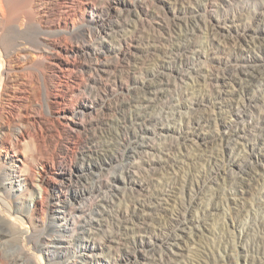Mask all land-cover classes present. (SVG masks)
<instances>
[{"label":"rangeland","instance_id":"obj_1","mask_svg":"<svg viewBox=\"0 0 264 264\" xmlns=\"http://www.w3.org/2000/svg\"><path fill=\"white\" fill-rule=\"evenodd\" d=\"M1 6L0 38L16 32L23 49L6 55L0 42L2 262L264 264V157L256 147L240 152L242 140L216 141L241 125L236 114L253 95H261L258 123L245 140H264V75L249 86L245 80L264 67L263 24L236 34L264 10V0ZM96 30L103 39L87 45L83 34ZM185 45L199 54L180 55ZM224 83L225 100L196 105L198 95ZM215 116L216 126H196ZM148 117L160 121L149 124ZM9 128L17 129L12 138ZM230 155L236 165L229 168ZM6 158L15 160V181L31 183L27 189L36 182L32 197L8 194ZM235 180L243 183L232 197ZM188 199L195 208L184 209ZM92 201L98 206L90 215L78 210ZM123 213L128 220L117 222ZM86 244L92 246L84 251Z\"/></svg>","mask_w":264,"mask_h":264},{"label":"bare ground","instance_id":"obj_2","mask_svg":"<svg viewBox=\"0 0 264 264\" xmlns=\"http://www.w3.org/2000/svg\"><path fill=\"white\" fill-rule=\"evenodd\" d=\"M6 1H9V3L19 4L21 0H6ZM26 4H29L30 6H32V3L29 2V1H27ZM207 5L208 4H206L205 6H207ZM0 10L2 11V13L3 12L5 13V11L3 10L2 6L0 7ZM256 24H263V28H264V10H262V9L260 11H258V12L253 14L252 19H251L250 23L247 26L246 25L245 26H241V27H238L236 29V34L239 36L238 38L245 37V33H248L250 31V25H256ZM12 31L13 30H11V32ZM6 33H7V31H6ZM15 34H16V32H15ZM15 34H14L13 38L8 36V34H4V35H7V36H5L3 39L0 38V42H3V45H4L3 52L6 55H8L12 50L18 51V53H23V49H20V46L22 44L20 42V40H19L20 37L18 38L17 36H15ZM10 35H11V33H10ZM103 36L104 35L101 32V30H96V32H94V33H89V32L86 31V33L83 34V38L85 39L84 42L87 45H91V44H94V43L98 42L99 40H102ZM25 41H26L25 43L30 45V39H26ZM189 51H193L194 55H196V54L198 55L199 54V52L195 48L190 46V45L181 46L178 49V53L180 55H185ZM3 75H4V73L2 71V66L0 65V82L2 81ZM181 75L182 74H180L179 76H181ZM263 75H264V67H262V70L260 72L256 73V74L255 73H248V76L245 78L247 86L252 85L253 83H255L256 80H259L260 77L263 76ZM183 78H185L184 74L182 75V80H184ZM227 85H228V83H224V84L221 85V87L222 88L223 87H227ZM222 88L220 90L209 89V90H207L208 92H206L205 94L198 95L196 97V98H198L197 101H196V105L197 106H201L202 104H208L209 102H211V100L213 101L214 99H217L220 102L225 100V97L222 99L223 91H224V88L223 89ZM244 88L245 87H243L242 89H244ZM2 92H3V90H1V83H0V111L3 110V98H2L3 93ZM260 96L261 95H253V96H250V97H245L242 100V104H241L242 107H243L242 112L240 111L239 113L236 114L237 117L239 118V122L241 123V125L235 126L233 131H230V129L227 128L225 132L219 133V136L216 135V138H217L216 141H218L221 144H223L225 141L229 142L233 138L239 139V140H242V143H241V145L236 144V147H237V149L240 152H242L243 149H245L243 146H251L252 147L251 148L252 151H253V148L256 147V148H258L259 153H257L256 150H255V152L258 155L264 157V154L261 153V151H262L261 147L262 146L260 145V144H262L264 142L263 139H261L259 137H256V136L252 137V140L254 141L253 146L249 145V143L245 140V138H247L249 136V133H250L249 131L257 126L258 121L255 119L254 114L256 112V109L260 106V103H261V99H260L261 97ZM162 98H165V97L164 96L162 97V95H161L160 99H162ZM175 98H176L175 93H171V95L169 96V101L172 102V101H174ZM212 104H215V103H212ZM218 109H221V107H218ZM229 110L231 111V113L232 112L236 113L237 108L234 107V105H232V107H230ZM88 114H90V113H88ZM244 115H246V116H244ZM73 116H76L75 118H77V116H79V115L78 114H73ZM84 116H85V114H83V117ZM81 117H82V115H81ZM148 118L150 120L149 124L155 125L156 122L158 123L160 121V120H157V118H153V117H148ZM216 123H217V117L216 116L215 117H210V118L209 117H201L196 122V124H197L196 126L200 127L201 125H205L208 129H210V128L216 126ZM17 129L9 128L8 131L11 134L8 133V135H10L11 138H12V136H14L16 134V130ZM18 130H20V129H18ZM4 132L5 131H4V123H3V126H0V134H3ZM6 139H7V136H6ZM214 160L216 162V159H214ZM14 161L15 160L12 159V158H6L5 161H4V163L8 164V166H6V168L4 167V171H5L4 175H5V178H7L6 180L10 182L11 190H12V191L8 192V194L9 195L11 194V196L13 198H15V200L18 199V195L19 194H23L24 195L26 193V195H27V193H28L29 194L28 197H32V195L34 194V191H33L34 188H36L37 191H38V185L36 184V182H34L33 185L31 186V188L27 189L28 186L31 183L28 184V183H23L24 181L22 183H21V181H15L16 177H14V174L16 172V170H15L16 166L14 164ZM259 162H260V159H259ZM261 162H262V160H261ZM225 165L227 167H229V168L234 166V165H236V158L234 156L230 155L229 158H227V162H226ZM213 166H214V162L211 160L209 165H208V167L210 169V168H213ZM256 176H257V174L253 175V178H256ZM259 176L261 178L263 175L260 174ZM13 180H14V182H13ZM242 183H243V181H236L235 182V187H233V192H231V196L232 197H235L236 192L238 193L239 189L237 187L241 186ZM233 186H234V183H233ZM18 192H19V194H17ZM97 204L98 203H96V201H92V203L84 205L83 209H81V207H80L78 210L85 211V212H87V214L90 215L92 213L91 211H94L96 206H98ZM64 206H65L64 203L58 202L57 203V210L58 211H62L65 208ZM69 206H70V204H69ZM192 208H195V204L192 201V199H188L186 201V203L184 204V209L185 210H191ZM26 209L28 210V212L30 211L29 205L26 207ZM133 209H134V207L132 208V211H134ZM64 211L65 210H63V212ZM82 213L83 212H81V214ZM115 220L117 222L123 223L124 221H126L128 219L125 217V215L123 213L121 216L118 215V218H116ZM231 225H233V227H234V223L233 222L231 223ZM120 226H118V227H120ZM126 229H127V227H121L119 229V231L122 232V230H126ZM83 231L85 232V230H83ZM123 233H124V231H123ZM6 235H8V233H6L2 229H0V240L3 239ZM175 236H176V233H175ZM90 246H92V245H90V244L87 245L86 244V245L83 246V248H82V246H80V247H81V249H84V251H85L88 248H90ZM75 258L72 261H70L69 264H92L91 261H88L87 259H84V257H81V258L75 257ZM1 259H2V254H1V250H0V264H14V262H15L14 260L8 261V262H6V261L2 262ZM261 261L264 263L263 260H261Z\"/></svg>","mask_w":264,"mask_h":264}]
</instances>
